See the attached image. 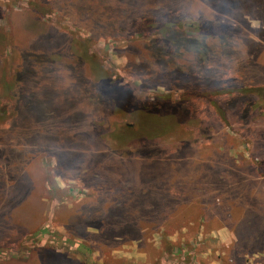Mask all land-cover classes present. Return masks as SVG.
<instances>
[{"label":"rangeland","instance_id":"obj_1","mask_svg":"<svg viewBox=\"0 0 264 264\" xmlns=\"http://www.w3.org/2000/svg\"><path fill=\"white\" fill-rule=\"evenodd\" d=\"M26 263L264 264L262 1L0 0V264Z\"/></svg>","mask_w":264,"mask_h":264},{"label":"trees","instance_id":"obj_2","mask_svg":"<svg viewBox=\"0 0 264 264\" xmlns=\"http://www.w3.org/2000/svg\"><path fill=\"white\" fill-rule=\"evenodd\" d=\"M242 2H244V1H246V0H241ZM258 1H262V3H263V5H264V0H258ZM33 6H34V9H36V10H34V11H36V14H38V15H42L43 14V10H42V8H39V5L38 4H33ZM163 25H169V28H167V29H165L164 30V32L162 33V35H172V33H173V31H169V30H171V29H174V27H175V25H174V23H171V22H164V24ZM171 33V34H170ZM255 105H256V102L254 103ZM253 104V102H250V107L251 108H255L254 105ZM249 105V104H248ZM129 129H130V127H128ZM99 175H100V173H99ZM103 176V178L104 179H107L106 177H104L105 175H102ZM100 186H102V184H100ZM35 202L36 203H38L39 205H41V203L43 202V197L41 198V197H39V196H37L36 197V199H35ZM44 213H43V211L40 209V217L42 218L44 215H43ZM123 226H124V228H126L127 230H131V231H134V232H137V233H140V232H142V231H144V228L143 227H141L140 225H137V224H135L134 226H132V225H127V223H124L123 224ZM101 231H102V229L101 228H99ZM129 237L130 236H128L127 238H126V240H123V242H126V241H129L130 239H129ZM134 238H136L135 236L133 237V238H131V239H134Z\"/></svg>","mask_w":264,"mask_h":264},{"label":"crops","instance_id":"obj_3","mask_svg":"<svg viewBox=\"0 0 264 264\" xmlns=\"http://www.w3.org/2000/svg\"><path fill=\"white\" fill-rule=\"evenodd\" d=\"M26 264H28V263H26Z\"/></svg>","mask_w":264,"mask_h":264}]
</instances>
